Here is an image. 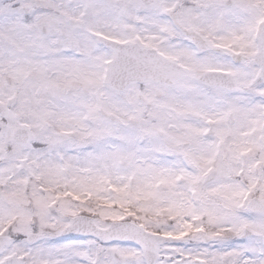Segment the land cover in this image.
Listing matches in <instances>:
<instances>
[{
	"label": "snow or ice",
	"instance_id": "1",
	"mask_svg": "<svg viewBox=\"0 0 264 264\" xmlns=\"http://www.w3.org/2000/svg\"><path fill=\"white\" fill-rule=\"evenodd\" d=\"M0 264H264V0H0Z\"/></svg>",
	"mask_w": 264,
	"mask_h": 264
}]
</instances>
